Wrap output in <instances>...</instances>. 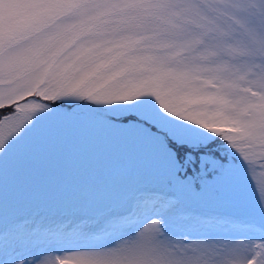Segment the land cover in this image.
<instances>
[{
  "label": "snow or ice",
  "instance_id": "obj_1",
  "mask_svg": "<svg viewBox=\"0 0 264 264\" xmlns=\"http://www.w3.org/2000/svg\"><path fill=\"white\" fill-rule=\"evenodd\" d=\"M0 264H264V0H0Z\"/></svg>",
  "mask_w": 264,
  "mask_h": 264
}]
</instances>
